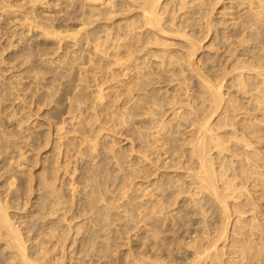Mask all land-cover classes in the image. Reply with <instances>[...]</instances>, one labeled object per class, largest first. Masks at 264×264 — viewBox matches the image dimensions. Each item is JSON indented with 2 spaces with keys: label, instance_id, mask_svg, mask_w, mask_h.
<instances>
[{
  "label": "bare ground",
  "instance_id": "obj_1",
  "mask_svg": "<svg viewBox=\"0 0 264 264\" xmlns=\"http://www.w3.org/2000/svg\"><path fill=\"white\" fill-rule=\"evenodd\" d=\"M224 1L28 0L23 24L41 29L38 54L57 63L43 76L52 72V86L71 76L72 89L67 117L8 132L0 147V161L19 151L21 169L15 188L5 170L3 264H264V0H229L230 19L215 21ZM44 3L53 14L38 20ZM210 34L207 57L194 62ZM52 89L38 101L59 104ZM114 128L131 136L126 150L101 141ZM23 144L47 152L28 158L39 176L22 171ZM85 155L82 171L74 156ZM116 179L123 192L132 186L119 203L106 196ZM22 193L39 201L21 204ZM48 215L50 229L34 228Z\"/></svg>",
  "mask_w": 264,
  "mask_h": 264
},
{
  "label": "rangeland",
  "instance_id": "obj_2",
  "mask_svg": "<svg viewBox=\"0 0 264 264\" xmlns=\"http://www.w3.org/2000/svg\"><path fill=\"white\" fill-rule=\"evenodd\" d=\"M9 1L12 4H10ZM49 1H51V0H49ZM210 1H212V0H210ZM228 1L229 0H225L223 3H221V5L220 4L219 5L217 4V6L215 5L216 8L213 11V17H214L215 21H220V20L225 21L227 19H230L229 18L230 13L233 12V10H231L230 7L226 8V10L224 11L226 13V15L223 14L224 12L222 10L224 5L227 4V6H229ZM16 2H18L17 3L18 5L16 4ZM1 4H4L6 6L1 5ZM28 4H30L29 5L30 8H24ZM0 5L2 6V7H0V9L2 8L0 10V16L2 17V18H0V83H1L0 84V94L2 96V97H0V100H1L0 101V138H2V139H0V147H1V145H3L5 143L4 137L6 136V134L8 132H15L16 131L15 133H19V132L24 131V132H22L23 134H29V132H32V131L45 130L48 127V121L50 119L49 115L53 112L58 111L57 115L51 117L53 121H58L62 117H67L66 115H68V113L65 111H66V108L68 106V102L64 98V93L66 90H71L72 86H71V83L68 85V80H70L71 76H66V77L62 78L59 84L56 83V86H52V84H51L52 72H46L43 76V72H45L50 67H52V68L56 67L57 63L54 62L52 65H49V64H45V62H44V60L53 57L54 54L47 55L48 57L47 56H41L38 54L37 45L39 44V42L43 43L44 39H45V37L40 32L41 29L34 28L33 30L29 31V29H28L29 27L24 26V24H23V23H25L27 25L30 22V21L26 22L25 19L23 20V16H22L23 13L22 12L23 11L29 12V10H31V3L28 2V0H18V1L14 0L12 2H11V0H7V1L2 0V1H0ZM8 5H10V6H8ZM14 6H16V8H18L19 10L15 9ZM29 6H27V7H29ZM38 7L42 8V10L38 9ZM3 8H5V9H3ZM48 8H50V9L48 10ZM8 9H10V10H8ZM20 9H22V10H20ZM24 9H27V10H24ZM45 9H47L48 11H46ZM51 9H52V7H51V5H49V3H44V6H42V4L38 5L36 7L37 13L38 14L42 13L41 15L39 14L38 20H41L43 18L45 19L47 16H50L51 14H53L50 11ZM220 10H222L221 12L223 15L221 13H219ZM8 11L9 12L12 11L14 13H12V12L9 13ZM5 12H7V13H5ZM18 12L20 14H17ZM48 12H49V14H48ZM55 20L57 21V19H55ZM21 21H24V22L20 23ZM219 25H220V28L224 27L221 24H219ZM222 31H223V29H222ZM27 32H29V33H27ZM204 32H205V30H204ZM197 34H199V33H197ZM38 36H41L42 38L38 37ZM213 37H212V34H210L209 37L203 42V44H205V47L203 49L199 50V52L195 56L194 62L197 61L196 63H199L200 57H202V58L207 57L206 54L208 53L207 51L209 50L207 46H208V44H210ZM215 39H216V42H220L219 40H217V37ZM33 42H34V44H33ZM29 46H31V47H29ZM176 48L177 49L181 48V45H178ZM225 50H226V47L223 46L220 49V53L222 52L226 56ZM177 51H180V49ZM31 52H33V55L29 58L26 57V55L28 53H31ZM59 52H62V51L60 50ZM37 57H40V58H37ZM25 66H28V67H25ZM39 70H42V71H39ZM36 72L41 73L39 75V78L35 77ZM15 76L17 79L14 78ZM35 79H36V81H35ZM11 82L13 83V85ZM20 84H22V86ZM10 85H12V86H10ZM15 85H17V86H15ZM52 87L58 88V91L56 93L55 98H60L62 101L59 104H57L54 101H52L50 103L38 101L39 94L41 95V94H44L47 92H52V90H53ZM4 88H6V89H4ZM21 88H23V89H21ZM18 89L22 90V91H26L25 92L26 94L21 95V94H23V92L20 91L18 93ZM2 92H3V94H2ZM15 94L20 95L18 100H17L18 96ZM21 96H24V99H22L23 97H21ZM20 98L23 102L19 101ZM24 100H26V101H24ZM22 103H24V104H22ZM50 107H53V108H50ZM9 118H10V120H9ZM44 119H46V120H44ZM30 123H31V125H30ZM33 124H34V126H33ZM23 129H25V130H23ZM114 129H116V128H114ZM2 133H3V135H1ZM125 133L126 132L123 133L121 130L118 131V129H116V131L103 130L102 134H101V141H104L105 143H111V141L114 142V147L116 148L117 151L122 149L123 147H124L123 149L126 150L125 148H127L128 145H130V143H131L130 139H129L131 136L126 137L128 135H126ZM73 134L74 133L71 132L68 135L72 136ZM70 138H72V137H70ZM127 139H129V140H127ZM21 147H22V150L26 152V159L20 158L21 159L20 161L23 160L22 171H24L27 174H31L32 177L39 176L40 171H41L40 164L34 165L31 161L32 159L29 161L28 158H31V157L33 158L36 153H39V155H40L39 158H44V156L47 154V152L45 151V149H43V150L42 149L41 150H31V149H29L28 146H24V144ZM28 150H29V152H28ZM8 151H9V153L6 154V156L4 157L5 160L0 161V197H2L3 200L6 199L7 203L10 204L9 195L7 196V192H8V190H7V188H8L7 187V177L8 176L5 175V170L7 167H13V170L16 172L17 176H15L14 186H13V188H15L17 186L19 187V185H20V178H19L20 173H19V171L21 169H18L16 167L17 160H18L17 157L19 158V151H17V149L13 148V147L9 148ZM74 157H75L74 158L75 161H77L76 163L78 165L80 164L79 170L87 171L88 167L90 166L89 163L91 162L92 157L88 156V155H85L84 159L77 158L79 156H74ZM11 158L13 161L11 160ZM96 160H98V159H96ZM76 163L71 164V167H73L75 165L78 166ZM12 164H14V165L12 166ZM83 168H84V170H83ZM115 175H118V174H116V172H115ZM138 180H141V178H138L137 181ZM34 183H35V180L33 181V185H34ZM117 183H118V179H116L113 184L111 183L112 185L110 187V190H109V192H107L108 194H106V196L110 197L114 201L108 197H107V200L109 199L110 201H113L114 203L126 201L128 198V195H132V186L131 185H129L127 187L128 192H123V190H121L120 186H118ZM36 193H32V194L22 193V197H20L19 202L24 200L21 203V204H24L26 202L25 200H30V199L32 200V202H34V201L38 202L39 199H38V196H36ZM66 193L68 195V192H66ZM64 197H65V194H64ZM65 198H67V197H65ZM116 201H119V202H116ZM34 205H36V203ZM67 205L68 204H66V206ZM31 206H32L31 202L28 205H26L27 210H28V208L30 210L32 208ZM14 211H15L14 208H10L11 214H13ZM26 213H21L22 214L21 216H25V214H26V217H23L22 219H28L27 217L29 215H31V213H29V212H26ZM51 218H52V216L48 215L46 217V219H39L38 221H36V226H34V228L39 227L40 231H43L44 229H45V231L50 229L49 226L51 224L49 223V221ZM78 220H80V218ZM77 221L75 219L73 222L75 223ZM32 224H34V222H32ZM27 243H29V242H27ZM2 249H4L3 253H1ZM125 251H126L125 249H121L119 251L120 255L124 254ZM0 253H1L0 254V264H3L2 262L7 261V258L10 254L8 253V249L6 247V244L1 243V241H0ZM66 253H68V252H66ZM68 260L69 259H67V261ZM72 262L74 263V261H72ZM91 263L92 262H90V264ZM95 263L96 262H94V264Z\"/></svg>",
  "mask_w": 264,
  "mask_h": 264
}]
</instances>
